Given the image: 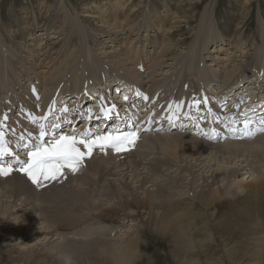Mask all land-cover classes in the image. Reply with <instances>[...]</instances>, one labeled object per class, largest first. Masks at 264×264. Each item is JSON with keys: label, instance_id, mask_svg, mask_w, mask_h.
<instances>
[{"label": "bare ground", "instance_id": "obj_1", "mask_svg": "<svg viewBox=\"0 0 264 264\" xmlns=\"http://www.w3.org/2000/svg\"><path fill=\"white\" fill-rule=\"evenodd\" d=\"M148 1L149 4L147 5L148 8L146 12L143 17L140 16L142 20L138 23V33L129 38L120 35L122 31L125 30V23L133 13L141 9L144 0H80V3L84 4L83 6L86 7V9L80 11H77V9L75 10L78 19H80V24H76L73 18L66 14L64 16V27L59 25L58 22L61 21L60 14L63 12L61 0H36V9H34V13H38L39 17L33 20L31 19L30 9L24 5H15L11 7L7 13L8 17L1 19L0 22V51L5 49V54L7 55L3 59L4 62H0V96H6L7 100H10L7 103L4 102L5 100L3 101L7 106L5 114L8 115L7 117L9 118L7 119L8 121L6 120L8 131L5 133V139L11 141L9 146L13 153H15L18 149L16 148L14 150L18 142L17 138L21 135H13V133L22 134L24 131L31 132L30 124L33 119L39 120L44 124L45 119L50 121L46 114L53 105L64 110L62 104L57 103V98L60 97L59 99L61 100L62 95L65 97L69 96L71 102H68L70 103L68 111L70 113L80 111L84 114L86 112L84 106L88 104L85 103L83 106L84 98H88L90 94L93 101L97 98H102L104 102H107V95H105L107 92L105 91L110 85L111 80H121L126 85L127 89L124 88L121 90L124 94H122V98H120V107L119 109L117 108V112L128 113L129 109L133 106L137 109L139 108L138 111L139 114H141V112H146L148 110L147 106H149L153 112L152 121H157L158 118H162L163 120L167 119L171 125L179 124V122H171V120L176 119L178 115L182 117L189 115L195 116L198 121H200V118L207 120L208 117H211L212 120H215L216 124L219 123V125L215 127L222 132V136H219V140L205 139L199 135H194L189 129L190 127L184 128L185 126H179L180 128L176 126L177 129H168L163 133L156 131L157 126L149 128L152 132L143 136V141L150 142L152 145L160 139V144H157L159 147H170L173 151L174 157L170 160L156 159L159 163L157 169L161 171L162 165L171 168V170L163 172L164 176H166L165 181L176 184L175 186L178 187L179 190L171 191V189H168V185L157 183H152L150 188H148L147 185L150 183L148 182L149 179L147 175L137 170V168L142 165V162L136 159L138 153H136L135 156H131L132 158L130 160L121 161L120 164L118 163L119 161H115L119 164L118 166H99L96 169L98 170L96 173H99L102 178L109 175V177H117V180H119L112 182L116 178L113 180L111 179V186L107 185V192L103 194L107 197L108 203L113 202L111 208L105 209L106 212L104 211L105 213L101 214L103 222L110 223L112 218L107 217V214L124 216L128 221L126 224L131 223V225H136L135 217L139 218V216H142L144 220L145 217L157 216L153 224L149 223L154 229L148 225L147 227L155 232L166 231L170 234L172 238L170 245L177 259L183 254V250L180 247H185L189 251L190 256L197 253V243L200 242L199 244H204V242L196 238V236L208 234L210 240H214L216 228L222 236L227 234L234 241L236 238L239 239L241 235L243 239L246 235H249L250 239H255L258 241V244L263 243L264 171L256 168L253 164H255L256 159L260 161L256 153L264 152V132L259 131L255 133V129L249 126L248 131L253 133V135L251 137H238V135L233 136L230 130L228 128L225 129L222 125L226 121L228 124L232 123V120L228 119L231 111L230 108L239 110V115L242 117V115L249 113L247 112L249 107L251 109L250 111H252V109L258 108L255 107L258 103H263L264 101V84H261L264 81L263 33L260 32L257 40L259 49L263 54L256 59L259 63V71H257L255 64V66L253 65L255 69L254 67L252 68L254 69L252 72H256L252 77L254 82H250V66H245L243 70H239V67H241L243 63L241 60L245 58V55H248L249 51V49L247 50L248 46L245 42L244 34L239 35L241 37L238 42L237 51H240V53L237 51L233 53L229 47L232 45L231 43L234 38H229L224 35L223 31L228 30L222 28L223 24H220L216 17L215 19L212 18V21H210V16H204L202 18L201 21L207 20L205 23H210L211 25L209 26L210 31H208V37L207 35H202L201 38L196 40V47H193L196 51V55L194 56V54H192L193 57L185 59L188 55L180 53L181 56L175 55L173 57L174 59L171 58L173 63L169 65L168 62L172 54L171 52L178 43L172 41L170 35L173 34L181 23H188V19H190L191 16H185L184 13L186 11L193 12L197 7L194 3H191L192 5L189 4L191 0H179L177 4L182 6L181 9L178 6L174 7L170 5L168 0L166 1H168L169 4L162 3L164 0ZM200 2L201 0L196 4ZM185 4L191 6L187 7ZM245 4L243 8L248 9L247 6L249 5V1ZM165 12L167 13L165 14ZM205 12L209 15V11L206 10ZM49 13L52 15L49 16ZM192 14L193 16L196 15L195 12ZM246 15H242L241 19L243 21ZM46 18L51 19H49L50 21L48 22L49 26L45 31H41L39 22ZM90 21H95L96 23L86 24ZM131 23L133 22H130V24ZM240 25H242V22L237 24L236 30L233 31L234 34L240 29ZM73 27H79L80 33L78 34L77 32L79 30L75 31ZM204 27L205 30L209 28L205 24ZM52 29L57 31L58 34H63L62 40H64V43L62 46L51 48V46L47 45L50 36L46 35H48V31ZM37 30H39L40 33L37 34ZM61 37L62 35L58 38ZM76 38L80 39L79 43L82 45V48H84L82 51L86 52L87 48V50L92 51L91 48L93 47L92 53L95 55V59L106 61L117 73L114 72L117 77H110L108 79L109 76L106 78L104 76L100 77L99 75L96 76L95 83L89 88H86V86L82 88L78 83L73 82V89L70 87V90H66V88L65 92L63 88V90H60V88L57 87L58 81L56 80L55 72L58 69L56 70V68L64 63H70H68V55H70L68 53L70 47L76 42ZM49 40L52 39L50 38ZM212 43L215 44L212 45ZM45 45L47 46L45 47ZM211 48H217V52H212ZM5 54L3 55L5 56ZM203 55L209 56L212 59V64L205 66L203 60H200V57ZM85 56L86 54H83L84 58ZM196 56H198L197 60L199 59V61L197 64H194L196 62ZM8 58L13 62L11 63L13 66V72H10L11 75L5 72L4 69V67L10 63L8 62ZM48 58L51 61H49ZM78 60L80 61L81 59L78 57ZM213 65H221L219 66L221 68L207 69ZM237 71H239V74H236ZM82 73H85V71ZM203 73L215 77V79L211 78L209 84L206 83V88H202L203 86L198 87L201 83H198V81ZM102 74L103 73H101V75ZM89 78H91V76ZM212 82L215 83V87L218 86L216 91H213V88H215L214 86H211L212 90L209 88ZM117 86H120L121 89V85L117 84ZM197 89L199 90L198 93L195 92ZM256 89L262 91L259 97L252 95V91ZM137 93H140V95H137ZM74 94L75 96L71 97ZM125 96L130 100H125ZM145 96L148 97V99H144ZM196 101L201 103L197 105ZM260 106H262V104H260ZM218 113H220V115H218ZM222 115L225 116V119L219 118V116ZM51 120H53V117H51ZM58 124H61V122L58 121ZM49 125H51V122ZM56 126L57 123H55V127ZM80 126L83 127L79 128ZM85 126L86 124H80L78 127L68 129L67 132H63L61 135L74 134L75 132L71 131L76 130H78V133H80V130H83L84 133ZM240 126L242 133H244V124H240ZM48 131L52 136L51 131ZM91 131H94V129H91ZM169 132H173V134H168L169 136L163 135ZM91 134L94 135V133ZM222 137H224V139H222ZM225 139L229 140L225 141ZM245 139L252 140L248 141ZM17 152H21V150ZM118 154L120 153L115 155ZM247 154L250 158L254 159L252 162L247 159L237 161L241 157L244 158ZM20 155L22 159H27L26 153H20ZM98 158V160L101 161L103 155ZM125 158L129 159L130 156H125ZM111 159H115V157H111ZM144 161H148V172L153 173L152 163L149 162L148 156ZM86 163L89 166V159ZM127 163L132 164L128 167L129 165H127ZM105 165L107 166L108 163ZM12 167L13 172L10 175L12 177L18 176L22 178L14 181L23 192V197L25 196V192L29 194L28 198L25 196L27 199L22 202L17 199L18 202L22 203L21 209H19L21 216L18 214L17 217L12 218L16 221L20 217L23 223L26 222L27 215L39 212V209L35 207L36 204L33 201L35 199L30 195V191L33 188H28L33 183L29 184L23 180L24 178L27 179V176L23 177L22 174L24 173L19 171L17 165L13 164ZM242 171L249 172H246L247 174H242L246 177L242 176L243 178H240V173ZM119 177H121V179H119ZM105 184H107V182ZM82 190L83 189H81V191ZM82 196H84L83 192L81 197L79 196L80 199L83 198ZM9 199L11 200V198ZM81 201L83 202L82 199ZM104 201L103 204L106 202ZM221 203L224 204L223 209H226V215H224L227 218L226 221L222 223L215 221V225L217 226L214 230L208 227L209 225H206V222L201 226L199 220L200 222L206 221L207 219L213 221L218 215L221 216V213L219 214ZM196 204L200 205L201 208L197 210ZM99 208L97 209L98 211ZM158 210H161V212ZM237 211V217L233 218ZM244 211L252 214V217L245 218L242 214ZM159 215L160 218H158ZM36 218H38V216ZM217 218L219 219V217ZM10 219L8 220L7 218L8 221H2L0 219V236H8L11 239L10 244H0V255H4L14 264H61L57 257L62 253H71L75 264H88L87 259L92 256L91 253L86 254L88 249L91 250L92 247L95 246L97 248H105V245L115 246L116 242L120 240L119 238H114V236L113 238L107 239L104 245H102L103 243H97V241L92 242L93 240H91L92 243L88 242L87 244H71L72 242L66 243L61 242L57 238L54 239V231L39 229V222L38 224L33 221L28 222L27 226H23L26 229L19 230L16 225L14 226L10 223ZM42 221L40 223H42ZM246 222L250 225L249 231L247 230ZM110 227L106 226L103 232L111 234L112 228ZM125 233L127 232H123V234ZM132 235L133 236L126 241V243L124 242L122 244L127 253L115 256L113 264H128L126 261L128 258L132 257L130 252L138 253L140 251L139 243L142 242L143 244V240L139 237L137 232L132 233ZM13 236L17 237L13 239ZM27 240H29V242L25 243ZM99 245L102 246L98 247ZM199 248L201 247L199 246ZM94 255V259H96L99 264H102L105 256L99 254ZM239 257H241V255L238 256V258ZM252 257L253 263L261 262L260 256L254 255ZM233 258V261L240 259L236 256ZM250 263L252 262L250 261Z\"/></svg>", "mask_w": 264, "mask_h": 264}, {"label": "rangeland", "instance_id": "obj_2", "mask_svg": "<svg viewBox=\"0 0 264 264\" xmlns=\"http://www.w3.org/2000/svg\"><path fill=\"white\" fill-rule=\"evenodd\" d=\"M35 1L36 0H0V22H1V19L8 17L7 13L9 11V9L15 5H20V6L24 5L25 7L30 9L29 11H31V17H32L31 19L32 20L38 18L39 17L38 13H36V12L34 13V9H36ZM139 1H143V0H139ZM168 1L170 2V5H172L174 7L178 6V7H180V9L182 8V6H179L177 4V2H179V0H171V1L168 0ZM168 1L164 0L162 3L169 4ZM248 1H249V5L247 6L248 9H244L243 6L246 5L245 3H247ZM32 2L35 4H33ZM61 2H62V6H63L62 7L63 12L61 11L62 14H60L61 21H58L59 25L64 27V25H65V17L64 16L66 14L71 16V18H73V20L76 24H80V19H78V16L76 15L75 10L77 9V11H80V10L86 9V7L83 6L84 4H81L80 0H61ZM197 2H199V0H191V2H189V4L194 3L196 5L197 8L195 11L188 12L185 10L186 12L184 13V15L185 16H191V18L188 19V23L187 22L181 23L179 25V27L173 32V34L170 35L171 40L174 42H178V43L176 44L175 48L171 52L172 54H171V57L169 58L170 60H169L168 64L170 65L173 63V60L171 58H173L175 55L181 56L182 53H183V55L187 54L188 56H186L185 59H188V57H193L192 54H194V56H195L196 51L193 49V47H196L195 46L196 40L201 38L202 35H205V36L207 35V37H208V31H210L209 26L211 24L210 23L206 24L205 22H207V20L201 21L202 18L204 16H210V21H212V18L215 19V17H216L218 22L220 24H223L222 28L228 30V31H226V30L223 31L224 35L228 36L229 38H231V37L234 38L232 43H231L232 45H230V47H229L233 53L236 52L238 49L237 48L239 45L238 42L240 41V37H241L239 35L244 34V39H245V42L248 46L247 50L249 49V51H248V55H245V58L243 60H241V62H243V63L241 64L242 66L239 67V70H243L245 68V66L246 67L250 66L251 73H250L249 77H250L251 82H252V77L256 73V72L253 73L252 71H254L255 67L257 68V71H259L258 70L259 69V66H258L259 63H258V61H256V59L258 58V56L263 54V52L259 49L257 40H258V36H259L260 32H262L263 36H264V0H201V2L199 4H196ZM140 4H141V2H140ZM148 4H149V1L144 0V4L141 7V9L136 11L135 13H133L131 15V17L129 18V20L125 23L126 24L125 30L122 31L120 36H123L125 38H129V37L134 36L138 33V27H139L138 23L142 20V17L148 8L147 7ZM185 5L187 7H190L192 4L191 5L185 4ZM206 10L209 11V15L206 14L207 13V12H205ZM194 12L196 14L195 16H193V14H192ZM159 13H160V11H159ZM166 13L167 12H165V14ZM48 15L50 16L52 14L49 13ZM242 15H246V18L244 21L241 19ZM140 16H142V17H140ZM79 17H81V16H79ZM46 19L39 22L40 23L39 28H41V31H43V30L45 31V29H47L49 26L48 22L51 19L50 18H46ZM93 22H95V21H90L86 24H92ZM130 22H133V23L135 22V23L130 24ZM202 22L207 27H209L207 30H205L204 24ZM240 22H242V25H240V27L238 26L240 29L238 31H236L234 34L233 31L236 30L237 24ZM81 23L84 24L83 22H81ZM73 28L75 31H78L80 29L79 27H73ZM39 30H37V34L40 33ZM77 33L79 34L80 30ZM47 34L48 35H46V36H50V38L52 39V40H49L50 39L49 38L48 43H47V45L51 46V48L52 47L53 48L60 47L64 43V40H62L63 34H58L57 31H54V29L49 30ZM60 35H62V37L58 38V37H60ZM150 35H153V34H150ZM75 41L76 42L74 43L73 46L70 47V50L68 53V54H70V55H68V60H69L68 63L69 62L70 63L69 64L64 63L62 65H59L56 68V70L57 69L58 70L55 72L56 73L55 76H56V80L58 81L57 87L60 88V90H63V89L65 90L66 88H67L66 90H70V87H71V89H73L74 88L73 82L78 83L80 85V87H82V88H84L85 86H86V88L87 87L89 88L95 83L94 81H95L96 76H99V75H100V77L104 76L106 78L109 76L108 79L110 77H113V78L117 77V75H116L117 73L109 66V64L106 63V61H100L99 59H95V55L92 53L93 47L91 48L92 51L87 50L88 49L87 48L86 52H84V51H82L84 48H82V45H80V43H79L80 39L76 38ZM214 44L215 43H212V45H214ZM47 45H45V47ZM75 46H78L79 48L75 47ZM213 49H215V48H213ZM213 49L211 48L212 52H215V51L217 52V48L215 50H213ZM77 50H79V51H77ZM1 51H2V53H1ZM1 51H0V58H1L0 62L3 63L4 62L3 59L7 55L5 54V49H3ZM87 51H89V52H87ZM231 51H229V52H231ZM237 52L240 53V51H237ZM3 54H5V56ZM83 54H86L85 58L83 57ZM213 55H215V54H213ZM69 56L71 58H73L74 60L71 59ZM78 57L81 59L80 61L78 60ZM197 57L198 56H196V58H195L196 62L194 61L195 62L194 64H197V62L199 61V59L197 60ZM200 58H201L200 60H203V63H205V66L208 64H212V62H211L212 59L209 56L207 57V55H203ZM48 60H49V58H48ZM49 61H51V60H49ZM8 62H10L7 65L8 67L5 66L4 69H5V72H7L9 75H11L10 72L11 71L13 72V69H12L13 66L11 65V63H13V62L10 60V58H8ZM219 66H221V65H213L212 67L207 68V69L209 70V69L221 68ZM6 67H7V69H6ZM73 67H75V68H73ZM253 67H254V69H252ZM75 70L79 71V72H76ZM220 70H222V69H220ZM84 71H85V73H82ZM106 72H108V73H106ZM101 73H103V74L105 73V74L101 75ZM204 74L205 73H203L202 77L198 81V83L201 82L198 85V87L203 86L202 88H206L207 84H209L211 78L215 79L214 76H211L209 74H205V75ZM236 74H239V71H237ZM90 76H91V78H89ZM77 81H79V82H77ZM111 81H113V80H111ZM67 84L68 85L71 84V85L69 87H67L68 86ZM211 84L212 85H210L209 88L212 90L211 86L215 87V83L212 82ZM217 89H218V86L213 88V91H216ZM256 90H258V89H256ZM198 91H199L198 89L195 90L196 93H198ZM3 101L5 103H7L10 100H7L6 96H2V97L0 96V118L3 115V113L6 112V109H7V106ZM7 131H8V127H6L5 133ZM168 134H173V132L166 133L163 135L169 136ZM159 140H157L156 143H153L152 145L150 144V142L142 141L138 146L135 145V147L132 150L122 152L123 156L121 154L111 155L110 149H107L106 152H101L100 150H97L98 149L97 148L93 151V154H92L91 158L89 159V166L86 163L88 161V159H85L84 165L78 173L72 174L71 172H67V174H66L67 179H62V180L56 181V182H49L46 184L45 188H43L44 184H42L40 186L41 189H39L34 184H32L28 188H30V187L33 188L30 191V195L32 196L33 199H35L33 201L37 205V206L35 205V207L39 209V212L27 215L26 222H23V223L21 222L20 217L16 221L14 219H12V218L17 217L18 214L21 216V213L19 210V209H21L20 207L22 206L21 202L23 200H26L29 196V194L27 192H25V196L27 198L25 196L23 197V192L17 186V183L14 181V180L20 179L21 177H18V176L12 177L11 175H9L11 177L0 178V219L2 221L3 220L6 221L7 218H8V220L11 218L10 223L13 224L14 226L16 225V227H18L19 230L26 229L23 226H27L28 222L33 221L37 224L39 222V224H38L39 229H44V230L48 229V231H54L55 236L54 237L51 236V237H53L54 239L57 238L61 242H66V243L72 242L71 244H73V243L87 244L88 242L92 243V242L97 241V243H103L102 245H104L107 242V239L113 238L114 236H115L114 238L120 239L118 242H116L115 246L105 245V248H97L95 246V247H92L91 250L88 249L86 254H89V253L92 254V256L87 259L88 264H99L98 261L96 259H94V256H95L94 254H99L101 256H105V259H103L102 264H113V260H114L115 256H117L119 254L123 255L124 253H127L126 250L123 248L122 244L124 242L126 243V241H128L133 236L132 233H134V232H137L139 237L143 240V244H142V242L139 243L140 244V251L138 249V251H139L138 253L130 252L132 257L128 258V260L126 261V262H128V264H264V242L258 244V241H256L255 239H250L249 235H246L244 237V239L241 235L239 239L236 238V240L234 241L227 234L222 236L221 233H219V230L216 228L217 225H215L216 222L222 223V222L226 221V219H227L224 216V215H226L225 214L226 209H223L224 208L223 203L220 204L219 214L221 213L220 214L221 216H219V215L217 216V217H219V219L216 217L213 221L211 220L213 223L210 221V219H207L206 221H203V222H200V220H199V223L201 224V226L204 222H206L207 223L206 225H209L208 227H211L213 230L216 228L215 229L216 233L214 235L215 239L210 240V238H209L210 236L208 234H206V235L200 234V236H198V237L196 236V238L201 239V241H203L204 244H199L200 242L197 243L198 244V248L196 249L197 253H194L192 256H190L189 251L185 247H180L183 250V254H182V256L179 257V259L176 258L175 253L173 252V249L170 245L171 240H172L170 234L166 231L155 232L154 230L149 229L147 227V225H148L154 229V227H152L149 223L153 224V222L155 221V218L157 216L145 217L144 220L142 219V216H139V218L135 217L136 225H131V223L126 224V222H128V221H127V219H125L124 216H120V215H116V214H114V215H108L107 214V217H111L112 219H111L110 223L109 222H103V219H101L102 218L101 214L106 212L105 209L111 208V204L113 205V202L108 203L107 197H105V195H103V194H106L108 186L109 185L111 186V184H112L110 182L111 179L113 180L116 178L112 182L119 181V180H117L118 179L117 177L113 178L111 176L109 177V175L104 176L105 178H102V176L99 175V173H96V171H98L96 169L99 166H101V167L102 166L103 167L118 166L121 163V161L124 162L126 160H130L132 158L131 156H135V154L138 153V155L136 156V159L140 160L142 162V165L140 167H138L137 170L142 171L147 175V177L149 179L148 182L150 183L147 185L148 188H150L152 183H157V184L168 185L169 186L168 189L169 190L171 189V191L179 190L178 187L175 186L176 184L171 183L170 181H165L166 176H164L163 172H167V171L171 170V168L167 167L166 165H162L161 171H159L157 169L159 163L157 162L156 159L170 160L174 157V155L172 153L173 151H172V149H170V147L166 148L164 146L165 148H163V147H161V146L159 147V145H157V144H160ZM248 141H250V140H248ZM82 150H84L83 147H82ZM113 152H115V151L113 150ZM145 154H146V156H145ZM101 155H103V158L100 161V160H98L99 159L98 157H100ZM256 155L258 156L260 161H258V159H256L255 164H253V165L256 168H259V169L264 171V152H257ZM95 156H98V157H95ZM108 156H109V158H108ZM125 156H128V157L130 156V158L126 159ZM147 156H148L149 162L152 163L153 173L148 172V161H144ZM111 157H115L116 160L111 159ZM116 157L119 159H117ZM246 159L251 161V162L254 160L253 158H250L247 154V155H245L244 158L241 157L237 161H242V160H246ZM115 161H117V162L119 161L118 162L119 164ZM102 162H103V164H102ZM107 163H108V165L106 166L105 164H107ZM238 163H241V162H238ZM131 164L132 163H127V165H129L128 167H130ZM128 167H126V168H128ZM246 172H249V171H242L240 173L241 174L240 178H243L242 176H244V175H242V174H247ZM250 172H252V171H250ZM19 175H21V174H19ZM22 175H23V177H26L25 174H22ZM15 177H17V178H15ZM244 177H246V176H244ZM26 178L27 179H25V178L23 179L25 182H27V181L32 182L28 177H26ZM107 179H108V181H107ZM119 179H121V177H119ZM83 180H84V182H83ZM87 180H89V181H87ZM104 182L105 183L107 182V184H105ZM35 187L37 189H35ZM81 189H83V190L81 191ZM82 192L84 195V196H82L83 198H81L83 200V202L80 199ZM15 195H17V196H15ZM96 196L97 197L99 196L98 198L99 199L101 198L102 200L101 199L99 200ZM9 198H11V200ZM84 198H85V200L87 198V200L85 201ZM104 198H105V201L107 203L104 201ZM13 199H15V200H13ZM17 199H19L21 202H18ZM88 199H89V201H88ZM84 201L86 204L84 203ZM103 201L106 204L105 203L103 204ZM73 203H74V205H73ZM107 204H109V205H107ZM96 206L98 208L101 206H103V207L99 208V211H98L97 210L98 208ZM200 208H201V206L196 204V209L198 210ZM68 210H69V212H68ZM158 211L161 212V210H158ZM92 214H94V215H92ZM237 214H238V211L233 216V218L237 217ZM242 214L245 218L252 217V214L247 213L245 211L242 212ZM156 215H158V214H156ZM37 216H38V218H36ZM42 217H44V218H42ZM158 218H160V215L158 216ZM68 219H70V220H68ZM40 220L41 221L44 220V221H42V223H40L41 222ZM77 220H78V222H77ZM112 220H114V221H112ZM63 221H65V222H63ZM207 221H209V222H207ZM124 222H125V224H124ZM246 223H247V230L249 231L250 225L248 222H246ZM94 225H96V227H94ZM106 226L107 227L111 226L110 227V228H112L111 234H109L108 232H103V230H104V228H106ZM49 228H51V229H49ZM125 231L127 233L123 234V232H125ZM96 232H97V234H96ZM16 237L17 236H13L12 238L15 239ZM10 240L11 239L8 236H0V244L1 245H7L8 243L10 244L11 243ZM91 240H93V241L91 242ZM16 242H14V243H16ZM27 242H29V240H27L25 243H27ZM108 242H110V241H108ZM102 245H99L98 247H100ZM141 245H143V246H141ZM199 246L201 248H199ZM240 255H241V257H239L240 258L239 259L238 256H240ZM254 255L260 256L261 262L253 263V261H252L253 257L252 256H254ZM234 256H236L239 260L233 261ZM247 260H248V262H247ZM250 261L252 263H250ZM0 264H14V263H11L9 261V259L6 258L4 255H0Z\"/></svg>", "mask_w": 264, "mask_h": 264}, {"label": "snow or ice", "instance_id": "obj_3", "mask_svg": "<svg viewBox=\"0 0 264 264\" xmlns=\"http://www.w3.org/2000/svg\"><path fill=\"white\" fill-rule=\"evenodd\" d=\"M124 99L127 100L128 97L125 96ZM144 99H148V97L145 96ZM199 103L196 101L197 105ZM114 110L115 105L106 109L103 115L109 116ZM63 111L67 112L68 109L65 108ZM7 119L8 117L5 116L4 120ZM32 123L39 128L38 136L31 143L26 142L24 136H20L16 143V148L26 152L27 159H22L20 152L13 153L9 141L0 132V176H9L13 172L12 165L15 164L19 167V171L23 172L37 187L49 182L67 179L65 170L72 174L78 173L83 167L85 159H90L93 151L97 148L101 152L113 149L117 153H122L132 150L139 139L138 130L123 131L119 129L103 134L96 133L93 135L85 131L83 134L74 133L53 137L48 128L55 127L54 125L46 127L44 123L36 119H33ZM248 128V123H245V132L242 136L251 137L253 135L248 131ZM258 131L264 132V127L259 128ZM204 135L208 134L205 133ZM45 137L48 139L45 140Z\"/></svg>", "mask_w": 264, "mask_h": 264}, {"label": "clouds", "instance_id": "obj_4", "mask_svg": "<svg viewBox=\"0 0 264 264\" xmlns=\"http://www.w3.org/2000/svg\"><path fill=\"white\" fill-rule=\"evenodd\" d=\"M61 264H75L74 258L71 253H62L57 257Z\"/></svg>", "mask_w": 264, "mask_h": 264}]
</instances>
